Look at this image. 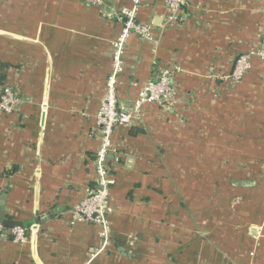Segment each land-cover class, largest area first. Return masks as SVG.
Segmentation results:
<instances>
[{
	"label": "crops",
	"instance_id": "0c3cea01",
	"mask_svg": "<svg viewBox=\"0 0 264 264\" xmlns=\"http://www.w3.org/2000/svg\"><path fill=\"white\" fill-rule=\"evenodd\" d=\"M0 0V189L5 214L36 223L27 243L0 237V264H264V61L230 79L237 58L264 45V0H189L176 22L146 0L119 77L129 113L163 68L177 103L146 105L113 135L108 220L70 224L95 186L97 116L122 24L134 0ZM30 227V228H31Z\"/></svg>",
	"mask_w": 264,
	"mask_h": 264
},
{
	"label": "built area",
	"instance_id": "2783aa9c",
	"mask_svg": "<svg viewBox=\"0 0 264 264\" xmlns=\"http://www.w3.org/2000/svg\"><path fill=\"white\" fill-rule=\"evenodd\" d=\"M89 6L98 7L101 13L104 11L102 0H82ZM146 0H134L132 9H125L113 14L123 26L119 38L113 44V69L106 83V91L101 102L97 116V130L99 134V147L94 156L95 186L88 192L87 197L71 210L70 224L88 223L101 227L103 249L111 244V226L108 216L111 213L110 198L115 181L112 178V169L109 164V156L113 150V135L117 128L127 127L132 121V114L139 113L146 105L154 104L159 108L174 107L177 103L176 91L173 87V77L178 68H163L159 71L156 81L149 82L141 90L138 99L133 103L129 113L121 111L118 104L119 77L123 72L124 55L128 40L136 35L143 40H152L153 35L148 26L138 20V12ZM189 0H166V7L171 15L168 23L176 22L183 9L187 8ZM258 53H246L239 56L235 62L233 81L242 80L251 70L255 57L264 61V45ZM18 103L13 89L4 86L0 94V111L11 114ZM3 191L0 189V200ZM37 233V227L9 228L0 221V237L10 238L17 243H27Z\"/></svg>",
	"mask_w": 264,
	"mask_h": 264
},
{
	"label": "water",
	"instance_id": "95a60500",
	"mask_svg": "<svg viewBox=\"0 0 264 264\" xmlns=\"http://www.w3.org/2000/svg\"><path fill=\"white\" fill-rule=\"evenodd\" d=\"M7 201V194L3 193L1 200H0V221L4 223L7 227L9 228H14V227H21V228H29L31 226H34L36 223H23V222H18L16 220H12L8 218L5 214V205Z\"/></svg>",
	"mask_w": 264,
	"mask_h": 264
},
{
	"label": "trees",
	"instance_id": "16d2710c",
	"mask_svg": "<svg viewBox=\"0 0 264 264\" xmlns=\"http://www.w3.org/2000/svg\"><path fill=\"white\" fill-rule=\"evenodd\" d=\"M4 87V86H3Z\"/></svg>",
	"mask_w": 264,
	"mask_h": 264
}]
</instances>
